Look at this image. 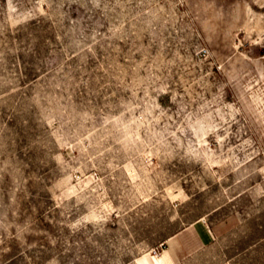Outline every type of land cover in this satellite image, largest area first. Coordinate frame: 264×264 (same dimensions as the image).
Wrapping results in <instances>:
<instances>
[{
    "label": "rangeland",
    "instance_id": "rangeland-1",
    "mask_svg": "<svg viewBox=\"0 0 264 264\" xmlns=\"http://www.w3.org/2000/svg\"><path fill=\"white\" fill-rule=\"evenodd\" d=\"M159 258L264 264V0H0V264Z\"/></svg>",
    "mask_w": 264,
    "mask_h": 264
},
{
    "label": "bare ground",
    "instance_id": "bare-ground-1",
    "mask_svg": "<svg viewBox=\"0 0 264 264\" xmlns=\"http://www.w3.org/2000/svg\"><path fill=\"white\" fill-rule=\"evenodd\" d=\"M165 258V257H164ZM157 264H163L162 261L159 259H157Z\"/></svg>",
    "mask_w": 264,
    "mask_h": 264
}]
</instances>
